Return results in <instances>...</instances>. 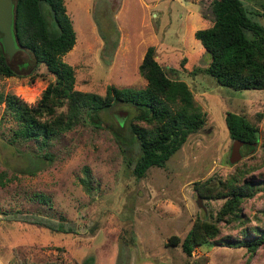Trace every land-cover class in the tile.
<instances>
[{
	"label": "rangeland",
	"instance_id": "obj_1",
	"mask_svg": "<svg viewBox=\"0 0 264 264\" xmlns=\"http://www.w3.org/2000/svg\"><path fill=\"white\" fill-rule=\"evenodd\" d=\"M212 1L64 0L76 42L63 60L75 70L77 90L103 96L109 85L143 88L139 65L153 46L167 76L186 82L206 121L163 167H150L139 179L132 173L138 143L125 139L128 118L136 114L130 105L100 113L99 128L80 127L64 135L52 161L40 162L33 147L10 145V132L0 128V264H72L88 257L92 264H264V245L250 253L246 247L203 244L187 256L180 244H168L171 236L182 240L197 219L216 220L225 198L201 197L199 191L208 187L205 193L215 195L219 181L244 168L253 167L248 174L255 177L264 174V89L236 91L204 71L209 54L194 33L212 25ZM239 1L259 12L257 20L264 25V0ZM8 58L19 76L0 75V92L35 104L53 77L41 68L42 75L31 81L34 61L22 48ZM2 110L3 105L0 115ZM227 111L258 124L255 149L234 163ZM123 114L120 125L117 116ZM86 176L89 185L82 181ZM35 193L49 197L50 205L34 199ZM241 209L244 223L218 221L215 240L238 236L247 226L264 227V190L244 200ZM16 212L62 215L76 232L13 220L20 215Z\"/></svg>",
	"mask_w": 264,
	"mask_h": 264
},
{
	"label": "trees",
	"instance_id": "obj_2",
	"mask_svg": "<svg viewBox=\"0 0 264 264\" xmlns=\"http://www.w3.org/2000/svg\"><path fill=\"white\" fill-rule=\"evenodd\" d=\"M43 4L48 6L47 11H44ZM14 5L13 32L17 44L28 51L34 61L30 80L42 75L39 72L41 68L53 79L49 80L35 104L27 103L14 93L0 92V108L3 105L0 128L4 126L10 132V145L26 146L29 151L35 149L40 162L52 161V150L64 135L80 127L99 128L102 120L100 113L111 110L116 104L130 105L135 108L136 114L128 118L129 135L125 139L138 143L139 152L133 162L132 173L139 179L150 167H163L189 135L204 126L206 113L195 101L192 91L186 82L167 76L155 58L153 46L146 49L139 65V72L146 80L143 88L109 85L103 96L80 91L75 88L74 68L63 60L76 42V33L64 0H14ZM212 12V25L194 33L209 54L205 73L219 85L236 91L263 90L264 25L257 20L261 14L246 10L239 0H213ZM0 75L19 76L4 53L1 42ZM225 124L232 140L258 142V124L246 115L227 111ZM118 127L121 128L120 125ZM66 153L68 155L69 149ZM252 168L237 170L227 179L219 181L215 195L211 191L205 193L210 189L208 187L199 191L201 197L225 198L217 211L216 220L207 217L197 219L182 240L171 236L168 244H180L187 256L196 246L203 244L246 247L250 253L264 245V227L260 225L244 227L238 236L226 235L215 240L220 233L217 222L243 224V201L264 190V174L260 177L248 174ZM2 178L3 175H0ZM82 181L90 184L87 176ZM34 197L40 203L50 205L49 197L40 193H35ZM16 213L20 215L13 220L40 225L52 232H76L74 223L62 215L54 219L49 215ZM92 260L88 257L81 263L72 264H92ZM42 264L62 263L55 260Z\"/></svg>",
	"mask_w": 264,
	"mask_h": 264
},
{
	"label": "water",
	"instance_id": "obj_3",
	"mask_svg": "<svg viewBox=\"0 0 264 264\" xmlns=\"http://www.w3.org/2000/svg\"><path fill=\"white\" fill-rule=\"evenodd\" d=\"M14 7L15 5L13 0H0V42L3 47L4 53L8 57H11L16 50L21 48L18 46L13 32L15 18ZM125 115L126 114H123L122 118L121 116H117L120 125L123 124ZM256 145L257 141L253 143H245L239 140H233L231 157L229 158L230 163H234L236 162V160H240L248 154H251ZM240 149H242V151ZM198 206L202 207L199 201Z\"/></svg>",
	"mask_w": 264,
	"mask_h": 264
}]
</instances>
